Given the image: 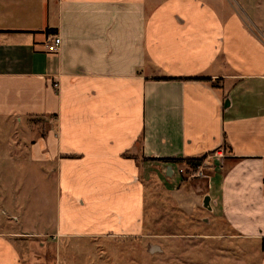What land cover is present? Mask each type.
Segmentation results:
<instances>
[{
    "label": "crops",
    "instance_id": "0c3cea01",
    "mask_svg": "<svg viewBox=\"0 0 264 264\" xmlns=\"http://www.w3.org/2000/svg\"><path fill=\"white\" fill-rule=\"evenodd\" d=\"M228 8L0 0V123L45 126L12 142L0 170L37 163L56 172L57 191L49 229L0 223V264H60L57 245L48 259L47 239H141L149 172L179 209L201 198L227 227L218 240L254 246L240 264H264V34ZM54 36L61 45L49 53ZM218 152L205 181L152 161Z\"/></svg>",
    "mask_w": 264,
    "mask_h": 264
},
{
    "label": "rangeland",
    "instance_id": "374dc122",
    "mask_svg": "<svg viewBox=\"0 0 264 264\" xmlns=\"http://www.w3.org/2000/svg\"><path fill=\"white\" fill-rule=\"evenodd\" d=\"M223 1L228 9L239 14L244 24L252 28L256 26L264 34V0ZM44 127L0 123V154L11 151L12 142L16 140L43 135ZM14 154L15 161H19L21 154L17 150ZM215 162L210 156L196 170L186 164H178V167L183 171L180 174L183 181H205L207 174L215 170ZM51 170L48 168L44 174L39 171L37 163H25L21 167L15 162L9 164L7 170H0L5 172L4 175L8 172V178L4 175L0 177V223L9 221L24 230L49 229L47 227L51 223L48 224V221L55 217L57 199L56 172ZM149 173L153 174H148L144 181L141 239H58L56 242L47 239L50 244L47 243L48 259L52 256V246L57 245L60 264H240L247 260V257H242L244 250L252 251L254 246L218 240L216 235H227V227L209 218L201 198L192 199L197 203L181 210L168 192L171 187L156 178L155 172ZM206 218L209 222L205 223ZM31 242L39 249V244H35L37 242ZM233 251L238 252V256ZM54 258L49 264H56Z\"/></svg>",
    "mask_w": 264,
    "mask_h": 264
},
{
    "label": "trees",
    "instance_id": "16d2710c",
    "mask_svg": "<svg viewBox=\"0 0 264 264\" xmlns=\"http://www.w3.org/2000/svg\"><path fill=\"white\" fill-rule=\"evenodd\" d=\"M206 158H207V155L201 158H197V159H192V158L190 159H162V160H152V161H157L159 163L171 164V165L186 164L187 166L196 170L199 167H201L202 163L205 161Z\"/></svg>",
    "mask_w": 264,
    "mask_h": 264
},
{
    "label": "built area",
    "instance_id": "2783aa9c",
    "mask_svg": "<svg viewBox=\"0 0 264 264\" xmlns=\"http://www.w3.org/2000/svg\"><path fill=\"white\" fill-rule=\"evenodd\" d=\"M60 45H61V39L58 36H54L53 41L47 46V51L49 53H55L59 49ZM212 157L213 159L221 157V153L218 152ZM178 173L181 174L183 173V171L178 169Z\"/></svg>",
    "mask_w": 264,
    "mask_h": 264
},
{
    "label": "water",
    "instance_id": "95a60500",
    "mask_svg": "<svg viewBox=\"0 0 264 264\" xmlns=\"http://www.w3.org/2000/svg\"><path fill=\"white\" fill-rule=\"evenodd\" d=\"M168 170H169V171H171V167H170V168H168Z\"/></svg>",
    "mask_w": 264,
    "mask_h": 264
}]
</instances>
